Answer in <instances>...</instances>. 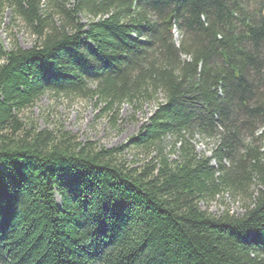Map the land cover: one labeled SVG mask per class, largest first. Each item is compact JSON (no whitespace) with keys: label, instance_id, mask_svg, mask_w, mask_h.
Wrapping results in <instances>:
<instances>
[{"label":"trees","instance_id":"trees-1","mask_svg":"<svg viewBox=\"0 0 264 264\" xmlns=\"http://www.w3.org/2000/svg\"><path fill=\"white\" fill-rule=\"evenodd\" d=\"M6 8L33 44H0V264H264V0ZM44 95L154 109L105 148L27 120ZM224 194L241 214L201 209Z\"/></svg>","mask_w":264,"mask_h":264},{"label":"rangeland","instance_id":"rangeland-1","mask_svg":"<svg viewBox=\"0 0 264 264\" xmlns=\"http://www.w3.org/2000/svg\"><path fill=\"white\" fill-rule=\"evenodd\" d=\"M80 20L82 23L87 22L84 17H80ZM174 39L176 42L180 39L176 32H174ZM13 41H16L23 49H29L33 44V38L22 24L19 21L12 23L6 8L0 18V44L7 51L11 49ZM153 106V104L143 105L141 112L134 113L129 105L123 104L115 122L112 123L108 118L100 117L99 109L92 103L74 98H52L44 95L24 113V117L32 121L40 130H51L62 126L82 142L90 141L98 146L113 148L128 145L130 139L137 135L141 125L152 113ZM193 143L197 153L210 156V149L213 147L211 142L197 139ZM135 155L137 154L129 148L125 149L127 161H135ZM142 157L143 155H138V160ZM200 207L211 214H219L224 209L234 214L242 213L240 203L229 194L217 197L214 201Z\"/></svg>","mask_w":264,"mask_h":264},{"label":"water","instance_id":"water-1","mask_svg":"<svg viewBox=\"0 0 264 264\" xmlns=\"http://www.w3.org/2000/svg\"><path fill=\"white\" fill-rule=\"evenodd\" d=\"M173 21V17H170L168 20H167V23H171Z\"/></svg>","mask_w":264,"mask_h":264}]
</instances>
